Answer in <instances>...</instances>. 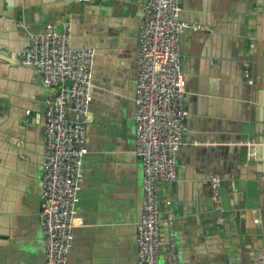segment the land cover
<instances>
[{
    "label": "crops",
    "instance_id": "obj_1",
    "mask_svg": "<svg viewBox=\"0 0 264 264\" xmlns=\"http://www.w3.org/2000/svg\"><path fill=\"white\" fill-rule=\"evenodd\" d=\"M145 1L0 0V264H44V101L56 90L17 53L47 24L58 32L67 24L72 46L95 54L67 264H138L143 169L134 118ZM178 5L196 28L178 43L185 140L198 145L177 152L176 181L160 187L163 248L171 230L181 264H264V0ZM214 175L221 212L210 200Z\"/></svg>",
    "mask_w": 264,
    "mask_h": 264
},
{
    "label": "built area",
    "instance_id": "obj_2",
    "mask_svg": "<svg viewBox=\"0 0 264 264\" xmlns=\"http://www.w3.org/2000/svg\"><path fill=\"white\" fill-rule=\"evenodd\" d=\"M193 28L180 19L178 0H146L141 7L134 118V152L143 169L142 213L136 224L138 264H160L161 260L181 264L173 231L166 234L167 251L163 248L160 187L176 181L177 152L184 146L198 145L185 140L188 112L183 103L184 74L178 43L180 35ZM17 56L22 66L40 74L44 86L56 90L44 101L45 150L38 219L44 264H67L86 152L95 54L91 48L72 46L67 24L63 32L47 24L29 35L28 45ZM209 184L213 210L221 212V178L214 175ZM166 220L171 226L172 216ZM223 222L220 217L218 224Z\"/></svg>",
    "mask_w": 264,
    "mask_h": 264
}]
</instances>
